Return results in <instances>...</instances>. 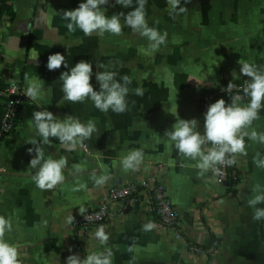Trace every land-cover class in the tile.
Returning a JSON list of instances; mask_svg holds the SVG:
<instances>
[{"label":"crops","instance_id":"1","mask_svg":"<svg viewBox=\"0 0 264 264\" xmlns=\"http://www.w3.org/2000/svg\"><path fill=\"white\" fill-rule=\"evenodd\" d=\"M81 2L11 0V18L2 23L0 80H20L26 90L27 73L29 78L43 80L46 90L39 100L29 99L17 126L0 143V215L10 217L13 224L5 240L18 247L23 264H67L69 255L83 259L103 251L94 236L101 224L88 227L81 235L67 218L72 215L75 221L80 208L96 207L110 183L146 177L163 183L178 212V223L161 225L145 208L148 193L138 192L128 213H111L103 223L110 234L113 264H264V220H253L255 209L247 204L253 185L264 186V169L253 163L257 151L264 153V144L246 142L248 155L236 157L241 180L233 191L226 192L215 183L211 170L199 177L196 162L179 155L164 137L179 118L197 119L203 134L198 96L205 87L248 79L241 75L238 61L264 68V0H189L187 4L181 0L180 6L188 11L176 16L169 15L167 0H148L149 27L168 33L166 43L155 53L148 49L146 37L127 26L119 36L89 37L79 29L70 33L62 12ZM114 3L109 0L103 6L109 16L132 10L113 7ZM34 52L39 54L36 61L31 59ZM57 52L66 56L68 68L62 65L49 71L48 56ZM80 60L93 66L90 82L94 90L99 91L95 76L99 71H115L121 82L124 75L131 78L126 112H101L90 99L83 103L63 99L59 77ZM98 63L106 67L100 69ZM165 69L173 74L172 83L166 81ZM137 88L144 90L142 96L135 94ZM44 108L60 119L69 115L85 123L93 119L98 128L73 152H66L56 138L43 146L45 158L69 159L65 182L50 191L40 190L32 180L36 169L29 164L35 153H28L34 146L27 143L41 139L32 114ZM259 115L248 131L264 132V108ZM143 145H147L143 164L136 171H125L119 163L122 156ZM77 164L78 175L73 174ZM92 173L110 179L98 187ZM77 182L87 188L75 191ZM256 207L264 208V204ZM149 221L156 227L142 231ZM213 239L221 243L213 254L198 255L190 250L191 245L208 247Z\"/></svg>","mask_w":264,"mask_h":264},{"label":"clouds","instance_id":"2","mask_svg":"<svg viewBox=\"0 0 264 264\" xmlns=\"http://www.w3.org/2000/svg\"><path fill=\"white\" fill-rule=\"evenodd\" d=\"M147 2L148 0H136L137 6L133 7V0H115L113 7L120 5L132 10L126 14L119 12L109 16L106 14V8L103 7L109 4V0H83L77 8L65 10L62 15L69 21L66 27L70 33L79 29L89 37L93 34L103 37L105 33L119 36L125 26L130 27L133 32H138L147 38L148 49L155 53L161 45L166 43L168 33L167 31L161 33L158 29L149 27L146 19ZM188 2L189 0H184L185 4ZM167 4L170 6V16L181 15L188 11L186 7L180 6L181 0H167ZM41 15L43 16V13ZM38 57L39 54L34 52L31 59L36 61ZM238 63L241 65V75L248 78L243 89L244 94L250 97L248 103L242 105L240 95H231L235 85L230 82L227 85V92L231 95L230 102L221 98L208 106L204 114L203 134L198 130L199 121L195 118L176 119L172 128L164 133V137L179 155L196 162L195 167L198 169L199 177H204L210 170L214 174H219L220 167L235 165L237 155H248L247 141L264 144V132L248 131L253 122L260 118V110L264 108V68L258 67L255 63L241 61ZM62 65L68 68L65 55L57 52L48 56L46 67L49 71L58 70ZM97 66L100 69L106 67L102 63H98ZM165 72L166 81L172 83L173 74L168 69H165ZM92 75L93 66L86 60H80L70 70L62 72L59 80L62 81L63 99L70 103H83L90 99L95 108L101 112L107 113L109 110L116 114L126 112L128 110L126 97L129 93L128 85L131 83V78L124 75L121 82L116 79L117 72L99 71L95 74L99 83V91H97L90 82ZM24 79L27 81L24 95L30 101L39 100L45 95L43 80L36 76L29 78L27 73ZM143 91L142 88H137L135 94L142 96ZM32 117L37 134L41 137L40 140L27 141L34 146L28 149V153H35L29 164L30 168L36 169L32 180L40 190L50 191L65 182L64 171L69 166V159L67 156L45 158L43 146L50 144V138H56L66 152H73L79 146H83L85 141L91 139L93 134L98 132V128L93 119H89L86 123L72 115L60 119L47 108L34 111ZM145 147L147 145L131 149L122 156L119 163L125 171H136L140 168L145 158ZM253 163L257 168L264 169V153L257 151L253 156ZM73 168L77 170L73 174L78 175L80 165H73ZM91 175L94 184L98 187L103 186L110 179L108 175L97 176L96 173ZM86 188L85 183L77 182L74 190ZM251 193L252 198L247 200V204L255 209L252 218L255 221L264 220V208L256 207L264 204V186L258 183L253 185ZM84 211L83 208L79 209L80 214ZM73 222L74 217L70 215L67 223ZM155 227V223L149 221L142 226V231H151ZM12 230L11 218L0 215V264H23L18 247L5 240L6 233ZM94 236L104 246L103 251L92 252L83 259L79 255H69L67 264H113L114 253L108 244L110 234L106 231V226L99 225ZM129 251L132 249L129 248ZM129 264H132V261Z\"/></svg>","mask_w":264,"mask_h":264},{"label":"built area","instance_id":"3","mask_svg":"<svg viewBox=\"0 0 264 264\" xmlns=\"http://www.w3.org/2000/svg\"><path fill=\"white\" fill-rule=\"evenodd\" d=\"M2 1L0 0V5ZM11 14L7 9H0V31L3 20H9ZM15 82V83H13ZM235 85L232 95H240L241 102L248 103L250 97L243 92L246 80H227L221 84L205 87L201 90L197 104L204 118V114L210 104L217 101L220 94L228 91L229 83ZM25 87L20 80H11L0 85V143L5 135L12 132L18 124L21 112L29 98L24 95ZM237 161V160H236ZM211 175L216 184L223 187L224 191H233L241 180L237 162L233 166L220 167L219 174ZM148 193L145 208L148 212L156 215L161 225L174 227L178 223L179 215L171 199L165 191L163 183L148 178H135L128 182H112L107 187L106 193L101 202L94 208L86 209L79 214L74 221L73 229L79 230L81 235L86 234L88 227L103 224L111 213L124 215L135 206L136 195L140 191ZM218 239H213L208 247L201 248L195 245L190 246L194 254H213L220 246Z\"/></svg>","mask_w":264,"mask_h":264},{"label":"trees","instance_id":"4","mask_svg":"<svg viewBox=\"0 0 264 264\" xmlns=\"http://www.w3.org/2000/svg\"><path fill=\"white\" fill-rule=\"evenodd\" d=\"M7 9V11L12 14V9H11V0H5V1H2L1 5H0V9ZM3 84V82L0 80V85ZM231 95H232V92H231ZM231 95L226 92V93H223V94H220L218 95L217 97L219 99H224L226 102H230L231 100ZM1 107V106H0ZM154 217L158 220V218L156 217V215H154Z\"/></svg>","mask_w":264,"mask_h":264}]
</instances>
